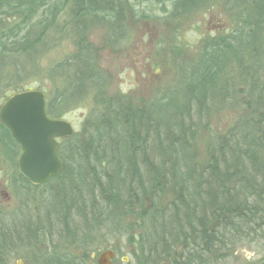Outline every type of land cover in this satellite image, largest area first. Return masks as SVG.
Wrapping results in <instances>:
<instances>
[{
    "label": "trees",
    "instance_id": "1",
    "mask_svg": "<svg viewBox=\"0 0 264 264\" xmlns=\"http://www.w3.org/2000/svg\"><path fill=\"white\" fill-rule=\"evenodd\" d=\"M213 4L231 16L232 28L203 37L196 56L178 62L172 83L146 102L108 93L91 29L102 27L112 49L125 40L129 18L177 21ZM66 34L73 49L49 70L67 75L66 83L42 90L47 113L60 118L88 94L97 106L81 133L60 140L63 170L42 185L20 173L21 149L0 121L14 192L38 193L34 210L21 207L3 221L0 249L36 242L37 264H96L93 244L109 248L114 238L126 240L135 264H230L242 243L264 247V0H0L5 60L38 55ZM8 86L2 98L34 89ZM224 109L238 116L211 136L202 164L199 126Z\"/></svg>",
    "mask_w": 264,
    "mask_h": 264
},
{
    "label": "rangeland",
    "instance_id": "2",
    "mask_svg": "<svg viewBox=\"0 0 264 264\" xmlns=\"http://www.w3.org/2000/svg\"><path fill=\"white\" fill-rule=\"evenodd\" d=\"M146 7L145 4L141 6V8ZM66 18L67 16L64 20ZM126 24L127 35L119 47L111 49L104 45L102 27L91 29L89 39L99 49L98 61L108 77L106 85L108 93L117 97H121L122 94L125 99L133 102L142 100L146 102L173 82L178 62L191 60L196 56L203 37L229 31L233 26V21L220 4H213L204 11L177 21L129 18ZM68 36L69 34H66L62 37L64 39H59L56 44L46 43V47L38 55L36 53L28 58L21 56L5 60L6 58L0 56V91L10 89L9 86L6 88L9 84H17L23 89L27 87L41 89L48 94H51L53 90H61L66 83L67 75L60 72L50 75L49 70L71 53L73 41ZM53 38L54 35L50 39ZM10 92L13 91L8 93ZM4 101L5 97L2 98L0 94V107ZM93 106H97V103L93 95L88 94L83 100L66 105L60 118L70 122L74 127V132L79 134L84 128V119ZM238 113V110L233 109L219 110L213 112L206 121L200 124V132L195 145L199 162L205 164L209 159L211 136L225 133L234 124ZM11 172L10 165L3 160L0 154V230L7 217L14 220L12 212L19 213L21 207L24 211L27 209L32 211L34 210L32 205L36 206L38 203L36 189H32L28 197L25 196L26 199L14 192L10 183ZM24 202L28 208L24 207ZM13 227L14 224H11L12 229ZM109 243V248L98 245L97 242L93 244V251L90 255L92 261L97 263L96 258L104 250L113 248V244L117 243L120 250L118 249L116 253L115 264H135L133 250L126 240L112 238ZM39 245L42 244L39 243ZM36 246V242L32 245L27 244L26 247L13 246L14 250H22V255L15 258L27 263L29 259H37L42 251ZM90 247L91 245L88 246ZM61 248L62 245H59L58 252H62ZM73 250L74 247L71 246L70 253H77V249ZM123 257L128 258V262H123ZM263 259L264 247H259L254 243L250 245L242 243L234 257L231 258L230 264H259ZM162 264H169V262Z\"/></svg>",
    "mask_w": 264,
    "mask_h": 264
},
{
    "label": "water",
    "instance_id": "3",
    "mask_svg": "<svg viewBox=\"0 0 264 264\" xmlns=\"http://www.w3.org/2000/svg\"><path fill=\"white\" fill-rule=\"evenodd\" d=\"M0 121L21 149L18 168L30 183L45 184L62 172L60 140L71 137L74 127L48 115L42 90L30 89L7 97L0 107ZM114 255L113 249L103 251L98 264H112Z\"/></svg>",
    "mask_w": 264,
    "mask_h": 264
},
{
    "label": "flooded vegetation",
    "instance_id": "4",
    "mask_svg": "<svg viewBox=\"0 0 264 264\" xmlns=\"http://www.w3.org/2000/svg\"><path fill=\"white\" fill-rule=\"evenodd\" d=\"M8 220H10L9 218H7ZM18 246H24L23 244H20V243H17ZM31 253V252H30ZM114 258L112 259V264H115L116 262V252L114 250ZM22 255V250H14V248H5V249H0V264H37V259H33V260H30L29 259V263L21 260V259H18V258H15L16 256H20ZM94 256V255H93ZM95 257V256H94ZM14 258V259H13ZM126 257H123V262H128V258ZM96 261L98 264V257L96 258ZM35 262V263H34Z\"/></svg>",
    "mask_w": 264,
    "mask_h": 264
}]
</instances>
